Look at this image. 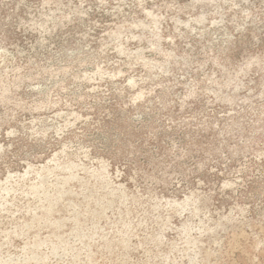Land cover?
Wrapping results in <instances>:
<instances>
[{
  "label": "rangeland",
  "instance_id": "374dc122",
  "mask_svg": "<svg viewBox=\"0 0 264 264\" xmlns=\"http://www.w3.org/2000/svg\"><path fill=\"white\" fill-rule=\"evenodd\" d=\"M0 264H264V0H0Z\"/></svg>",
  "mask_w": 264,
  "mask_h": 264
}]
</instances>
